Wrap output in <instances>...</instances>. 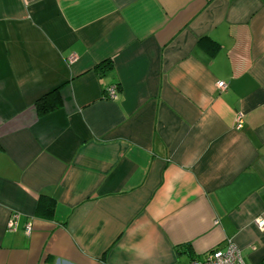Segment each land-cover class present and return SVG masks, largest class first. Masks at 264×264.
I'll return each instance as SVG.
<instances>
[{"label": "crops", "instance_id": "crops-1", "mask_svg": "<svg viewBox=\"0 0 264 264\" xmlns=\"http://www.w3.org/2000/svg\"><path fill=\"white\" fill-rule=\"evenodd\" d=\"M258 216L264 0H0V264H264Z\"/></svg>", "mask_w": 264, "mask_h": 264}, {"label": "built area", "instance_id": "built-area-1", "mask_svg": "<svg viewBox=\"0 0 264 264\" xmlns=\"http://www.w3.org/2000/svg\"><path fill=\"white\" fill-rule=\"evenodd\" d=\"M219 89H224L226 83L220 81L217 83ZM108 98H115L117 93L116 85H110L106 89ZM243 114L238 112L235 116V127L240 128L242 125ZM16 215H13L8 223L10 229L16 225ZM255 225L259 229H264V217L258 216L254 219ZM26 233L30 232V224H26L24 228ZM189 264H246L240 249L232 242H229L225 248H215L204 254L191 258Z\"/></svg>", "mask_w": 264, "mask_h": 264}, {"label": "trees", "instance_id": "trees-1", "mask_svg": "<svg viewBox=\"0 0 264 264\" xmlns=\"http://www.w3.org/2000/svg\"><path fill=\"white\" fill-rule=\"evenodd\" d=\"M103 63L104 62H102L100 64H97L95 66V69L98 70L101 73L106 72L109 69V67H110L109 63H106V64L105 63L103 64ZM40 107H41L42 111H47V110L51 109V108L47 107L45 102L43 103V105H40ZM186 248H187L186 246H181L179 249H184L185 250Z\"/></svg>", "mask_w": 264, "mask_h": 264}]
</instances>
